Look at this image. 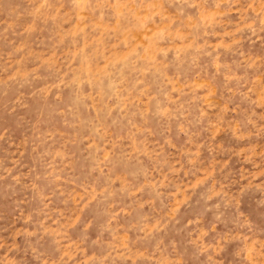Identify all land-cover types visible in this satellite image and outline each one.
Instances as JSON below:
<instances>
[{
	"label": "rangeland",
	"instance_id": "374dc122",
	"mask_svg": "<svg viewBox=\"0 0 264 264\" xmlns=\"http://www.w3.org/2000/svg\"><path fill=\"white\" fill-rule=\"evenodd\" d=\"M0 264H264V0H0Z\"/></svg>",
	"mask_w": 264,
	"mask_h": 264
}]
</instances>
